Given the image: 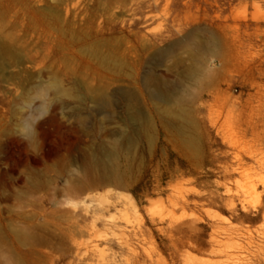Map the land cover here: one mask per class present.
<instances>
[{"label":"rangeland","instance_id":"1","mask_svg":"<svg viewBox=\"0 0 264 264\" xmlns=\"http://www.w3.org/2000/svg\"><path fill=\"white\" fill-rule=\"evenodd\" d=\"M0 264H264V0H0Z\"/></svg>","mask_w":264,"mask_h":264},{"label":"bare ground","instance_id":"2","mask_svg":"<svg viewBox=\"0 0 264 264\" xmlns=\"http://www.w3.org/2000/svg\"><path fill=\"white\" fill-rule=\"evenodd\" d=\"M153 96H156V97H163L164 96V93H162L160 90L156 89V90H153L152 92ZM100 100H102V102L106 103L107 104V97L105 96V94H101L100 95ZM216 251V250H215Z\"/></svg>","mask_w":264,"mask_h":264}]
</instances>
